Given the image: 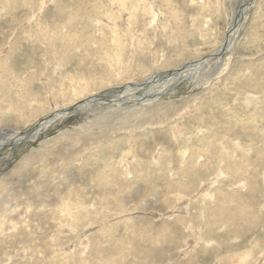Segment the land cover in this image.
Masks as SVG:
<instances>
[{"label": "rangeland", "instance_id": "374dc122", "mask_svg": "<svg viewBox=\"0 0 264 264\" xmlns=\"http://www.w3.org/2000/svg\"><path fill=\"white\" fill-rule=\"evenodd\" d=\"M250 5L220 52L243 0H0V140L53 118L0 151V264H264Z\"/></svg>", "mask_w": 264, "mask_h": 264}, {"label": "bare ground", "instance_id": "6f19581e", "mask_svg": "<svg viewBox=\"0 0 264 264\" xmlns=\"http://www.w3.org/2000/svg\"><path fill=\"white\" fill-rule=\"evenodd\" d=\"M252 3V0H243V6L242 8L239 10L238 14L236 15L237 18L235 19V23H234V26H233V32L230 33L228 35V38L226 39V41L224 42L223 46L220 48V52H224L225 50H229L232 46V43H233V40L235 38V34L238 32V29H239V26L240 24L246 19L247 17V9H248V6ZM125 4V3H124ZM123 5V4H122ZM124 6V5H123ZM252 6V5H250ZM250 8V7H249ZM252 19V18H251ZM244 24V23H243ZM243 27V26H242ZM220 52L218 51L215 55H218L220 54ZM194 64H188L186 65V67L184 66L182 69H179V70H175L171 73H162L161 75H158L156 77H153V78H150V79H147L144 83L145 84H151V83H154V82H157L158 81H161L163 82V86L164 87L166 84H170L171 82H176L177 80L181 81V78H183L184 76H186L191 70H193V68H196L198 65H202L203 62H193ZM193 66V67H192ZM191 67V68H190ZM160 83V82H159ZM138 90V87L135 86V87H129V88H125L123 91H118L117 93H114V92H108L106 93L105 95H102V99L104 101H110V99L112 98H117V99H122L123 95H132L134 92H136ZM149 93V92H147ZM150 93H152L150 91ZM161 93V92H160ZM119 94H123L122 96H119ZM78 95V94H77ZM146 95V94H145ZM144 95V96H145ZM159 95V94H158ZM77 97V96H76ZM147 97V95H146ZM145 97V98H146ZM150 97V96H149ZM152 97V96H151ZM150 97V98H151ZM96 98V97H95ZM117 99L115 100H112L113 102H116ZM97 100V99H95ZM102 101V100H101ZM144 101V100H143ZM146 101V100H145ZM144 101V102H145ZM17 104V103H16ZM17 108V107H16ZM6 113V112H5ZM62 115L58 116V118H60ZM44 120V119H43ZM39 121L38 124L34 125L33 127H31L32 131H35V133H37L38 131H42L44 130L45 128H47V126L53 122V118H49L47 120H44V121ZM12 123V122H11ZM7 133H10V132H7ZM35 133L33 135H28L30 134V130H26L24 131L23 133H19V132H16V131H13L12 133L10 134H5L6 136H9L7 140L2 141L0 140V151L3 150V148L5 147H10L12 145H15L17 144L18 142H21L23 140H26L27 138H33L35 136ZM4 135V136H5ZM229 161V160H228ZM244 163V162H243ZM237 170V169H236ZM237 183V182H236ZM229 195V194H228ZM227 222V221H226ZM229 222V221H228ZM257 226V225H256Z\"/></svg>", "mask_w": 264, "mask_h": 264}]
</instances>
